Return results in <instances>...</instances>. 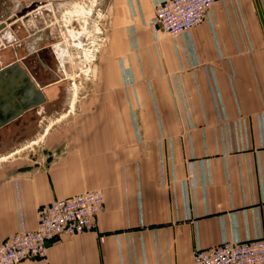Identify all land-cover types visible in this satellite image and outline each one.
Masks as SVG:
<instances>
[{
    "label": "crops",
    "instance_id": "1",
    "mask_svg": "<svg viewBox=\"0 0 264 264\" xmlns=\"http://www.w3.org/2000/svg\"><path fill=\"white\" fill-rule=\"evenodd\" d=\"M106 1V47L83 90L49 43L52 14L41 56L0 54L45 95L2 138L0 242L92 188L105 194L97 227L21 264H194L201 246L264 234V0H216L177 36L150 24L165 0Z\"/></svg>",
    "mask_w": 264,
    "mask_h": 264
},
{
    "label": "built area",
    "instance_id": "2",
    "mask_svg": "<svg viewBox=\"0 0 264 264\" xmlns=\"http://www.w3.org/2000/svg\"><path fill=\"white\" fill-rule=\"evenodd\" d=\"M216 0H165L156 6L151 26L156 32L177 36L201 23ZM105 208V194L92 188L41 205L38 223L23 228L0 242V264H21L28 258L46 257L50 243L62 235H74L97 227ZM194 264H264V234L261 228L248 240L224 239L220 244L199 247Z\"/></svg>",
    "mask_w": 264,
    "mask_h": 264
},
{
    "label": "rangeland",
    "instance_id": "3",
    "mask_svg": "<svg viewBox=\"0 0 264 264\" xmlns=\"http://www.w3.org/2000/svg\"><path fill=\"white\" fill-rule=\"evenodd\" d=\"M25 1H29V0H25ZM38 1H39V6L42 5V0H38ZM49 2H52L50 4V8L53 2L55 6H56V2L60 3V5L63 4L62 2H66L64 3V5L60 7V11H58L57 14L54 15L51 11L54 20L52 22L50 21V24H51V29H54L55 38H51V41H49L50 40L49 37L48 41L49 43L55 41L57 43L62 44L63 46L67 45L68 49L70 48L68 53L64 56V62H65L64 65L66 64L68 72H74L70 74V76L77 77L78 80L77 87L78 90L80 89L81 91V89L83 90L85 87H88L95 80L94 78L97 72L96 63L98 62V59L101 57L103 50L106 47L105 45H106L107 32H108L107 1L106 0H60V1L50 0ZM34 15L37 16L36 14ZM41 15L42 13L38 15V17L35 20L36 24L40 26L41 30H39L38 28V30H36L35 33L40 32L43 35V37H45L44 39L46 40L47 37L45 35L47 34V31L41 28L42 27V25L40 24L41 21H39L40 19H42ZM11 28L14 32L15 28L14 27ZM24 29H25L24 32L28 34L29 30H27L26 27ZM33 32L34 31H32V33ZM26 34L23 35V37H26ZM18 37L22 38V35L18 33ZM24 39L26 38H23V41ZM25 45L26 44L20 45L18 51H21V49L25 47ZM34 58L35 57H33V59ZM28 64L30 67H32L33 70H35L36 65H33L31 62H28ZM74 84H76L75 81ZM77 87L75 86L76 89ZM28 116H30V114ZM28 116L25 117L27 118ZM16 125H18L17 119L9 123H6L0 127V138H1L0 150L4 148V145L1 144L2 138L5 139L6 137L7 141H12L14 139V135H16V132L18 131L15 127Z\"/></svg>",
    "mask_w": 264,
    "mask_h": 264
},
{
    "label": "water",
    "instance_id": "4",
    "mask_svg": "<svg viewBox=\"0 0 264 264\" xmlns=\"http://www.w3.org/2000/svg\"><path fill=\"white\" fill-rule=\"evenodd\" d=\"M12 32V28L8 27L1 34L0 39L6 45H4L2 51L9 50L15 53L18 51L20 45L28 44L30 45L28 49L30 47L33 49L31 48L32 50H30L29 56L24 59L25 61L31 57H35V55L37 57L38 53L39 55L43 54L42 50L38 52L41 49V45L38 44L41 37H43L40 32L34 33L24 39V41H18L16 37H13ZM36 48L40 49L36 52ZM53 48L61 61L57 45L55 44ZM26 68L18 61H13L8 65L0 67V127L17 119L26 110L33 108L45 100L44 91L37 86ZM19 97L20 102H18Z\"/></svg>",
    "mask_w": 264,
    "mask_h": 264
},
{
    "label": "flooded vegetation",
    "instance_id": "5",
    "mask_svg": "<svg viewBox=\"0 0 264 264\" xmlns=\"http://www.w3.org/2000/svg\"><path fill=\"white\" fill-rule=\"evenodd\" d=\"M47 1L43 2L44 4L39 6L38 0H0V38L1 34L6 31V29L10 27H14L15 30L12 32L13 37L18 39V41H21L23 35L26 33L25 27L28 30H31L30 32L34 31L32 34L35 33L36 30L40 27L38 24H36V18L38 15L42 13V19H38L40 24L45 26L47 24V21L50 19L51 11L53 9V5L46 3ZM36 14L37 16H35ZM53 16V14L51 15ZM13 28V29H14ZM18 33L22 35L21 37H18ZM27 35V34H26ZM0 54L2 52V49H4L5 43L2 39H0ZM6 46V45H5ZM41 51V50H40ZM38 51V52H40ZM44 50H42L43 52ZM41 52V53H42ZM16 55V54H14ZM37 56H41V54ZM36 58V55H35ZM17 61V60H16Z\"/></svg>",
    "mask_w": 264,
    "mask_h": 264
},
{
    "label": "bare ground",
    "instance_id": "6",
    "mask_svg": "<svg viewBox=\"0 0 264 264\" xmlns=\"http://www.w3.org/2000/svg\"><path fill=\"white\" fill-rule=\"evenodd\" d=\"M58 54H60L61 60L63 61L64 56L68 53V49L64 48L62 44L56 43Z\"/></svg>",
    "mask_w": 264,
    "mask_h": 264
}]
</instances>
